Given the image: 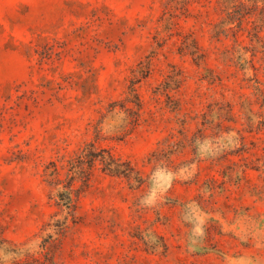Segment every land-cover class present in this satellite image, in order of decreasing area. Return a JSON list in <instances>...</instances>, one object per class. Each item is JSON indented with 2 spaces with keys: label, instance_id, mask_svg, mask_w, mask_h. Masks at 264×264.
<instances>
[{
  "label": "rangeland",
  "instance_id": "374dc122",
  "mask_svg": "<svg viewBox=\"0 0 264 264\" xmlns=\"http://www.w3.org/2000/svg\"><path fill=\"white\" fill-rule=\"evenodd\" d=\"M0 264H264V0H0Z\"/></svg>",
  "mask_w": 264,
  "mask_h": 264
},
{
  "label": "trees",
  "instance_id": "16d2710c",
  "mask_svg": "<svg viewBox=\"0 0 264 264\" xmlns=\"http://www.w3.org/2000/svg\"><path fill=\"white\" fill-rule=\"evenodd\" d=\"M86 153H78L77 154V160H83L84 155ZM95 158L94 156H90L89 160L93 161ZM50 186L51 188L56 187V185H58L59 183H61L58 180H53V178L51 180H49ZM74 184V180L72 175L69 174V177L67 176V183L66 184H62L61 190L57 192V198H55V203L57 204L58 208L60 210H62L63 212V218L61 220H58L60 227L61 228H65L68 224H67V220L70 219L72 221H74V209H75V204H74V200H75V196H77V192H76V188L73 187Z\"/></svg>",
  "mask_w": 264,
  "mask_h": 264
}]
</instances>
